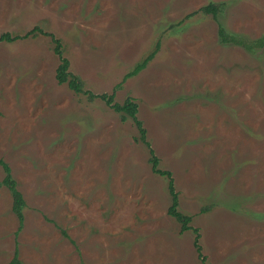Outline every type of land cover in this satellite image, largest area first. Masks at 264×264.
I'll use <instances>...</instances> for the list:
<instances>
[{
    "label": "rangeland",
    "instance_id": "374dc122",
    "mask_svg": "<svg viewBox=\"0 0 264 264\" xmlns=\"http://www.w3.org/2000/svg\"><path fill=\"white\" fill-rule=\"evenodd\" d=\"M35 27L0 40V158L26 204L21 226L0 185V264H201L139 127L58 81L54 37L86 89L136 99L207 264H264V0H0V37Z\"/></svg>",
    "mask_w": 264,
    "mask_h": 264
},
{
    "label": "trees",
    "instance_id": "16d2710c",
    "mask_svg": "<svg viewBox=\"0 0 264 264\" xmlns=\"http://www.w3.org/2000/svg\"><path fill=\"white\" fill-rule=\"evenodd\" d=\"M222 4H220L221 6ZM204 11L207 13H213L216 15L217 10H219V4L211 3L205 6ZM217 16V15H216ZM32 31L34 34L37 31H42L40 27H35L33 30L30 32L25 33L24 35H11L9 32L4 33L1 37L0 40H5V41H15L19 38H25L28 37ZM219 33H220V40L224 43L225 41L229 39H233L235 43L238 42L237 40V35L234 33L232 35L230 32L227 33V30L223 28V24H219ZM232 36V38L230 37ZM261 45H264V37L260 38ZM54 41L56 42V48L55 51L56 53L59 54L61 57V64L57 68V79L60 83H67L68 86L74 90L77 93H82L85 95H88L89 98H101L103 99L108 105H110L113 109L121 113V116L123 119L128 118L129 116L133 118L135 121L137 127H139V130L141 132V140L149 147L150 149V161L152 162L153 165V171L162 175L166 176L169 179V191L171 195V205L169 206L168 213L175 217L180 223H181V233L193 229L195 233V238H194V245L198 251V255L201 259V264H207L206 262V257L202 252V246L199 242L200 238V233L199 229L196 227H193L190 222L192 220L191 216L184 214L183 212L180 211L179 209V193L176 189L175 186V181L172 175V172L169 170H163L159 168V157L156 155L151 143L149 140L146 139V129L143 126V122L141 119L138 118L137 116V111H138V103L136 99L132 97L126 98L123 102H115V96H116V89L121 86V83L116 85L114 87L113 92L110 93H102V94H95L94 92L90 91L89 89L85 88L83 80L76 74L70 71L69 65L70 61L68 58L64 56V52L61 49V40L58 38L54 37ZM239 43V42H238ZM159 48V43H157V48L156 51H153L149 53L146 57H144L142 60L137 62L135 66L125 74L123 81L128 79L129 77H132L136 74H138L141 70L147 67L148 63L153 59L155 53L157 52V49ZM0 165L3 167L5 171V176L1 180L0 185H4L8 187L10 190L13 200H14V209L18 211V216H19V224L22 226L24 224L25 216H24V207H25V200L22 191L19 189V184L15 177L13 176L12 169L3 158H0ZM63 233L66 234L65 230H63ZM13 264H22L21 260L18 257V250H15L14 258L12 259Z\"/></svg>",
    "mask_w": 264,
    "mask_h": 264
}]
</instances>
